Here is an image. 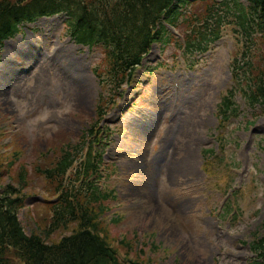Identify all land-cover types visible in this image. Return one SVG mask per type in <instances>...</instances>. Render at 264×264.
<instances>
[{"label": "rangeland", "instance_id": "1", "mask_svg": "<svg viewBox=\"0 0 264 264\" xmlns=\"http://www.w3.org/2000/svg\"><path fill=\"white\" fill-rule=\"evenodd\" d=\"M201 7L196 12L203 15L207 9ZM169 42L164 46L167 67L192 61L193 56L180 52L175 47L177 43L169 45ZM241 47L237 35L225 27L224 37L203 59L205 64L209 63L206 69L196 66L198 78L181 86L178 104L186 111L181 121L178 117L170 118L176 109L168 99L173 88L168 89L166 83L171 80L161 72H154L140 88L134 85L136 82L125 85L124 97L109 103L105 120L118 139L111 145L127 146L131 154L116 160L117 175L113 173L109 178L102 175L109 188L117 187L118 193L116 201L110 199L104 203L111 210L101 216L97 227L120 260L148 264H248L247 259L255 255L248 242L264 235V152L258 147L264 133V114L261 108L246 104L240 91L235 94L239 114L228 119L224 128H219L217 113L218 102L232 85L230 58ZM256 49L254 44L251 47L254 58L258 56ZM12 53L20 51L12 50L5 62L11 61L8 56ZM8 80L3 77L2 82ZM11 84L12 91H0V160L3 161L0 187L19 183V169L24 163L29 176L23 192L28 197L19 218L26 233L46 236L44 229L47 231L49 222L46 201L56 183L45 181L37 166L49 165L68 141L81 144L83 130L96 121L99 123L96 113L99 88L94 76L71 82L61 70L46 62L36 72ZM105 88L109 89L110 85ZM134 89L138 93L134 94ZM110 95L107 90L106 101ZM132 102L134 106L130 110L136 113L143 107L150 116L147 123H153L154 127L144 133L147 139L134 132L129 139L125 138L135 126L126 127L116 116L124 112L130 118ZM141 145L149 149L148 160L144 159L147 150ZM211 148L213 153L207 151ZM46 153L48 156L44 157ZM17 155L19 159H15ZM163 156L171 158L166 162ZM12 160L14 164L9 170L8 163ZM129 176L143 179L145 186L129 184L123 179ZM224 197L229 200L221 207ZM165 200L177 212L169 209ZM115 216L121 217L119 222H113ZM205 217L208 225L202 221ZM77 228L78 224L73 223L47 239L58 241ZM18 264L24 263L18 261Z\"/></svg>", "mask_w": 264, "mask_h": 264}, {"label": "trees", "instance_id": "2", "mask_svg": "<svg viewBox=\"0 0 264 264\" xmlns=\"http://www.w3.org/2000/svg\"><path fill=\"white\" fill-rule=\"evenodd\" d=\"M248 1L250 6L240 0H212L207 6L210 15L204 20L209 25L202 29L197 22L191 24V31L198 34L188 40L189 46L199 45L208 37L213 38V34H218L220 26L228 19L235 21V16L241 21L244 30L252 29L255 25L264 30V0ZM187 4V0H0V41L14 34L17 23L23 17L34 18L40 13L64 11L69 16L71 32L84 41L97 42L105 30L122 36L119 39L120 45L126 46L128 51L112 61V75H107L119 85L127 73V67L132 66L128 72L130 77L135 63L149 49L150 44L164 40L166 28L163 17L177 24L181 15L186 14L187 17ZM111 7L112 12H109ZM38 10L40 13L35 12ZM232 68L236 86L231 90L230 97L223 98L220 110H231L235 104L233 96L237 91L242 92L250 104L255 101L254 95L260 94L261 100L257 101L264 104V56L251 60L248 51H237L234 53ZM249 71L252 72L251 79L247 80ZM241 78H245V81H241ZM232 111L235 113L236 109ZM99 133L95 132L96 135ZM93 134L90 130L86 132V137L92 138ZM70 146L71 142H68L61 149L62 154L53 166L50 164L38 170L46 176L48 182L58 181L57 176L60 179L57 188L60 194L58 201L53 204L50 230L65 227L71 221L77 222L78 228L55 242L48 241L41 233H26L18 217L25 196L22 194L25 177L20 173L21 187L9 183L0 190V264H18V261L24 264H125L118 259L116 250L97 229V212L91 203L100 198L98 190L91 191L90 183L78 189L73 183L66 187L63 181L74 162L73 157H76L75 153L68 150L72 148ZM74 148L77 152L82 150L78 146ZM82 164L77 174L83 167L81 173L90 177V172L94 173L98 166L97 157H93L89 151ZM76 180H80V177ZM252 247L257 255L249 264H264V235L258 237Z\"/></svg>", "mask_w": 264, "mask_h": 264}, {"label": "bare ground", "instance_id": "3", "mask_svg": "<svg viewBox=\"0 0 264 264\" xmlns=\"http://www.w3.org/2000/svg\"><path fill=\"white\" fill-rule=\"evenodd\" d=\"M84 1H87V0H84ZM110 4V3H109ZM114 5V4H113ZM111 10V11H110ZM110 10H109V12H112V7L110 8ZM263 35H264V32H262V34H260L256 39H255V42H258L259 40H261L262 39V37H263ZM3 88L2 87H0V91H2L3 92V90H2ZM4 94V98H3V100H5V98H6V93H3ZM150 165V164H149ZM145 166L146 167H148V165L147 164H145ZM69 174H67L65 177H64V183L65 182H68V181H70V178H71V176H68ZM20 177L21 176H19V183H17L16 185L18 186V187H21V183H20ZM57 179H58V181L56 180L55 182H54V184L56 185V186H58L59 184H60V179L58 178V176L56 177ZM173 216V215H172ZM172 219H175L174 218V216L172 217Z\"/></svg>", "mask_w": 264, "mask_h": 264}]
</instances>
